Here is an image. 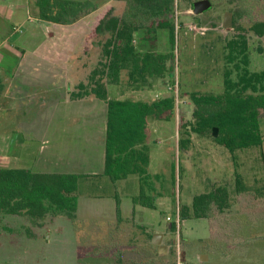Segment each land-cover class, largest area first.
Returning a JSON list of instances; mask_svg holds the SVG:
<instances>
[{
  "label": "rangeland",
  "instance_id": "rangeland-1",
  "mask_svg": "<svg viewBox=\"0 0 264 264\" xmlns=\"http://www.w3.org/2000/svg\"><path fill=\"white\" fill-rule=\"evenodd\" d=\"M28 1L9 0L3 5L27 6ZM88 1L91 4L84 2L83 8L92 10L108 0ZM114 1L113 6L121 5ZM195 1L198 0H174L177 34L173 58L168 62L173 67L169 76L164 80L156 78L153 88L134 90L127 85V73L123 72L120 85L107 87L110 98L147 102L162 96L175 98L172 117L165 121L152 116L146 131L148 173L159 175L150 192L152 209L132 203L139 190L137 176L113 183L102 174L105 103L91 97L70 101L63 90L57 96L52 90L41 94L54 85L68 91L74 85L75 91L79 83H86L97 62V52L85 55L82 49H75L68 62L70 69H65L50 58L51 62L45 60V49L34 54L40 42H48L44 47L48 46L50 53L52 42L60 43L62 34L53 30L52 40H47L49 25L34 13L27 17L21 11L11 21L0 19L5 26L0 28V121L7 125L1 131L8 132L9 127L24 137L30 155L28 165L22 166L28 170L82 176L77 209L71 219L63 215L40 219L2 215V219L11 221L5 226L12 230L0 231L3 264H11L10 258L13 264H115L116 255L112 247L107 248L111 236L121 238L120 243L128 247L121 264H153L146 259L152 253L149 249L154 234L162 235V245L167 247L160 255L156 254V247L154 257L158 264H264L262 146L261 154L260 149L238 151L235 163L224 147L208 137L192 135L187 151L178 150L179 126L192 120L193 106L188 94H219L223 90V46L238 33L235 28L221 27L224 12H232L234 26L243 28L249 69L256 72L264 71V36L257 37L247 28L256 20H264V11L249 0L247 4L241 0H209L211 8L194 16L191 10ZM254 1L264 6V0ZM238 12L240 15L235 16ZM18 26L19 33L14 31ZM80 31L72 32L68 43H78ZM151 36L153 40H143V33L138 32L135 45L141 51L171 52L167 31L158 30ZM75 67L76 74L81 75L76 83L67 76ZM13 100L14 106L19 102L15 111L10 110ZM259 118L263 137L264 111ZM235 171L242 177L247 192L235 193ZM219 187L229 192V209L218 213L214 208L207 218L189 216L195 196ZM185 212L188 216L184 218ZM12 219L18 221L16 225Z\"/></svg>",
  "mask_w": 264,
  "mask_h": 264
},
{
  "label": "trees",
  "instance_id": "trees-1",
  "mask_svg": "<svg viewBox=\"0 0 264 264\" xmlns=\"http://www.w3.org/2000/svg\"><path fill=\"white\" fill-rule=\"evenodd\" d=\"M264 11V6L249 0ZM121 5L106 6L90 22L82 52H97V62L86 83H79L69 99L93 97L106 105L103 176L111 182L137 176L139 191L132 197L134 205L152 209L150 196L153 180L159 175L148 173L149 148L146 145L147 117L168 121L174 114L175 98L162 96L152 102L110 98L107 87L118 86L122 73L134 90L153 88L152 79L164 80L173 71L169 60L176 42L177 28L173 21L174 0H118ZM246 2L241 0V3ZM259 2H262L259 0ZM37 18L46 23L69 24L90 11L76 0H35ZM245 6V5H244ZM75 10L74 12L72 11ZM240 13H235V16ZM235 21V20H234ZM223 46L222 83L219 94L192 92L188 99L193 106L192 120L179 126L178 150L187 151L191 136L211 138L224 147L235 163L238 151L256 149L261 154L262 136L258 119L264 111V71L249 69L248 42L241 30ZM248 31L264 36V20H256ZM158 30L168 32L170 53L140 50L135 35L153 40ZM183 120V118H182ZM218 129L216 138L212 129ZM77 174L35 173L21 168H0V214L40 219L63 215L73 218L77 209ZM235 193L247 192L242 177L235 171ZM231 207L227 188L219 187L192 199L189 216L207 218L215 208L223 213ZM185 218L188 214H182ZM175 230V227H172Z\"/></svg>",
  "mask_w": 264,
  "mask_h": 264
},
{
  "label": "crops",
  "instance_id": "crops-1",
  "mask_svg": "<svg viewBox=\"0 0 264 264\" xmlns=\"http://www.w3.org/2000/svg\"><path fill=\"white\" fill-rule=\"evenodd\" d=\"M5 1H9V0H0V19H2V20L8 19L9 21H11V19H13L15 16L20 15L17 13H19L21 11H25L27 17H29V13H34V15L37 18V8L35 5V0H29L28 2H26L27 6H25L24 4H14V6H12L11 8H10V6L9 7L6 6L5 4L3 5V3ZM76 1H78V0H76ZM79 2H81L83 4H84V2L90 3V1H88V0L79 1ZM114 2H115L114 0H108L107 2L102 4L101 6H98L92 10H89L87 8V10L90 11L88 14H86L85 16L81 15V17L78 20H76L75 22L69 23V24L62 25V24H55V23H46L47 25H49L48 31L50 30L49 34L45 33V38L47 40L48 39L52 40L51 34H52L53 30H56L57 33H59V34H62L63 39L60 41V43L59 42L58 43L52 42L53 45H51L50 47L53 46V48H52L50 53L47 50L49 47L48 46L44 47L45 44H47L48 42L38 43L35 46L34 54H37L38 51H41L40 49H42V50L45 49L46 50V53H45L46 56L44 57L45 60L50 61V59H52L53 64H55V65L62 64L65 67V69L67 67H68V69H70V65L68 63L71 60L70 55H72L71 53L75 49H77V48L82 49L84 39H85L86 35L88 34V30H89L88 25L93 20V16H95L98 12H100L106 6H112L114 4ZM1 27L4 28L5 26L0 23V28ZM11 27L13 28V27H15V25L11 24ZM69 28L72 30L68 31L67 29H69ZM78 29L81 30L80 35L78 37V40L79 39L80 40L78 41V43L75 42L73 45H71L70 43H68L67 38L71 37L72 32H74V34H75V32L78 31ZM35 30H37V32H38L40 29H34V31ZM74 38H75V36H74ZM77 66H79V65H77ZM76 67H75V69L73 68L74 70L70 71V73L67 75L69 78H72V79L74 78L75 83L80 81L78 78H80V76H81V75L76 74ZM10 80H13V79H10ZM73 87H74V85H73ZM73 87L71 88V90L69 89V91H68L67 89H60L56 85H54V87H52L50 89H44L43 91H41V94L47 95L48 90H52L53 95L57 96L58 91L63 90V91H65L68 100H70L69 99V93H71L73 91ZM108 95H109V91H108ZM87 98H89V97H87ZM91 98H93V97H91ZM70 101H72V100H70ZM1 103H2V101H0V107H1ZM14 103H15V100L12 101V106L10 109L11 111H15V109L17 110V106H18L19 102L17 103L16 106H14ZM105 117H106V115H105ZM259 119H258V126H259V131H260L262 126H260ZM105 125H106V120H105ZM4 126H7V125L4 124L3 121H0V168H21V169L28 170L26 168V166H22L23 164L28 165L27 161H28V158L30 155V150L27 148L28 145H27L26 140L24 139V137L22 135H20V133L12 132L11 128H9V127L6 128V129H8V132L5 130L1 131V129H3ZM260 134H261V131H260ZM263 137H262V148L264 150V139H263ZM12 221L15 223V225L18 222L17 220H14V219H12ZM10 222L11 221H9L7 219L6 220L2 219V215L0 214V231L7 232V233L12 231L9 228H7V226H5V224L8 225V223H10ZM123 236L124 235L118 236V237H123ZM120 239L121 238L116 239L115 236H111L109 243L107 245V248L112 247V253L114 255H116L115 264H121L123 262L121 257H122V255H124L123 253L128 248L125 244L120 243L122 241ZM116 244H118V245H116ZM114 245H116V247H114ZM150 245L152 248L149 250L152 253H150V255H148V258L146 260H148L149 262H151L153 264H158V261L155 260L156 257H154V254L156 253V247L157 246H154L151 243H150ZM10 246L13 247L15 245H10ZM104 247L105 246H103V248ZM156 254L160 255V253H158V252ZM8 256L11 257L10 255H8ZM12 256H13V252H12ZM0 258L2 259V256ZM10 263L13 264L12 258H10ZM0 264H3L2 260L0 261Z\"/></svg>",
  "mask_w": 264,
  "mask_h": 264
},
{
  "label": "water",
  "instance_id": "water-1",
  "mask_svg": "<svg viewBox=\"0 0 264 264\" xmlns=\"http://www.w3.org/2000/svg\"><path fill=\"white\" fill-rule=\"evenodd\" d=\"M211 8V2L209 0H198L192 3V14L194 16H199L203 14L204 12L208 11ZM233 24V14L232 12H224L222 24L221 27L224 30H230L232 29ZM156 78L152 79V85H155ZM153 117L148 116L147 117V123L152 122ZM218 135V129L213 128L212 129V137L216 138ZM151 244L158 247V252L160 254L164 253L167 247L165 245H162V235L160 234H154L151 240Z\"/></svg>",
  "mask_w": 264,
  "mask_h": 264
},
{
  "label": "built area",
  "instance_id": "built-area-1",
  "mask_svg": "<svg viewBox=\"0 0 264 264\" xmlns=\"http://www.w3.org/2000/svg\"><path fill=\"white\" fill-rule=\"evenodd\" d=\"M14 31L15 32H21V27L14 28ZM176 100H177V96H176Z\"/></svg>",
  "mask_w": 264,
  "mask_h": 264
}]
</instances>
